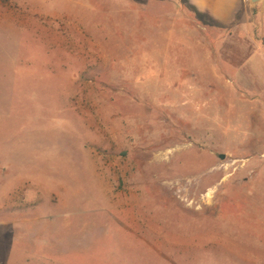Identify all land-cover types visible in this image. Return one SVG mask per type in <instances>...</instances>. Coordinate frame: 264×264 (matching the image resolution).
<instances>
[{
    "label": "rangeland",
    "instance_id": "374dc122",
    "mask_svg": "<svg viewBox=\"0 0 264 264\" xmlns=\"http://www.w3.org/2000/svg\"><path fill=\"white\" fill-rule=\"evenodd\" d=\"M254 12L0 0V264H264Z\"/></svg>",
    "mask_w": 264,
    "mask_h": 264
},
{
    "label": "crops",
    "instance_id": "0c3cea01",
    "mask_svg": "<svg viewBox=\"0 0 264 264\" xmlns=\"http://www.w3.org/2000/svg\"><path fill=\"white\" fill-rule=\"evenodd\" d=\"M189 1L190 4L195 7V9H197L201 14L206 15L209 19L224 28L231 27L235 31L246 29V34L250 33L248 29H252L254 33L255 29L257 30L259 28H263L258 24L257 17L259 15H257L254 11L258 10L259 12L260 6L263 5L264 0H260L258 4H254L251 0Z\"/></svg>",
    "mask_w": 264,
    "mask_h": 264
},
{
    "label": "water",
    "instance_id": "95a60500",
    "mask_svg": "<svg viewBox=\"0 0 264 264\" xmlns=\"http://www.w3.org/2000/svg\"><path fill=\"white\" fill-rule=\"evenodd\" d=\"M253 3H256V2H258L259 0H251ZM220 158L221 159H224V156L222 155V156H220Z\"/></svg>",
    "mask_w": 264,
    "mask_h": 264
}]
</instances>
